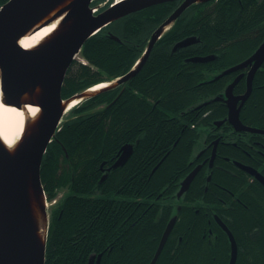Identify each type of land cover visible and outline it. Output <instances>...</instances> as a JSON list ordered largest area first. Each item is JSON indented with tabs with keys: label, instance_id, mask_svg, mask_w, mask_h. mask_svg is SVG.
Wrapping results in <instances>:
<instances>
[{
	"label": "trees",
	"instance_id": "16d2710c",
	"mask_svg": "<svg viewBox=\"0 0 264 264\" xmlns=\"http://www.w3.org/2000/svg\"><path fill=\"white\" fill-rule=\"evenodd\" d=\"M218 4L214 9L197 8L204 3L189 7V16L175 21L133 78L80 102L61 122L40 167L48 201L66 189L50 210L45 264H88L109 245L99 264H144L173 214L176 222L156 264H226L229 241L215 214L236 239L235 264H264V187L259 182L246 183L245 172L231 169L218 156L214 167L202 166L189 189L176 198L180 181L201 160L195 151L203 139L209 140L204 128L226 112L213 101L197 107L224 85L222 79H208L237 61L222 57L193 63L185 58L215 53L216 44L234 40L253 49L264 38V0ZM171 6L157 4L155 21ZM111 26L121 42L105 28L90 36L79 54L85 63L76 59L67 69L62 98L114 79L135 63V44L147 36L133 34L125 41L119 28ZM200 26L204 49L179 48L169 55L175 40L198 32ZM125 144L133 145L127 161L104 169Z\"/></svg>",
	"mask_w": 264,
	"mask_h": 264
},
{
	"label": "water",
	"instance_id": "95a60500",
	"mask_svg": "<svg viewBox=\"0 0 264 264\" xmlns=\"http://www.w3.org/2000/svg\"><path fill=\"white\" fill-rule=\"evenodd\" d=\"M174 0H121L104 11L93 15L91 0H7L0 6V91L6 104L20 107L23 104L38 106L39 116L21 135L12 150L0 140V264H45L47 220L45 194L40 177V166L48 144L55 138L65 107L73 98L79 101L114 88L133 78L141 69L146 57L163 30L188 6L210 0H182L180 5L160 24L152 34L140 61L121 77L96 92L87 90L62 99L61 88L65 73L83 43L97 30L122 16L143 8ZM62 18L57 29L33 48H24L19 39L39 23H49ZM110 37L119 41L118 37ZM188 37L175 43L173 51L194 41ZM214 55L193 56L186 61L207 62ZM264 59V40L248 58L225 69L217 77L253 63L247 76L251 86L254 71ZM216 77V78H217ZM215 79V77L213 78ZM236 79L225 90L228 120L237 130H253L239 120V109L248 93L234 97L232 88ZM218 99V98H214ZM241 100L239 106H236ZM132 144L121 147L118 158L108 168L123 165L132 153ZM215 154L213 149L210 164ZM201 165L195 166L180 182L176 196L188 188ZM264 186V177L249 167L242 166ZM105 177V175H103ZM37 210V212H36ZM179 207L177 208V211ZM39 215V217H38ZM177 214L167 222L156 251L149 264H155L169 236ZM230 241V261L234 264L237 246L230 230L217 218ZM39 224L45 229V237L39 234ZM102 253L96 258L99 264ZM94 256L89 258L92 264Z\"/></svg>",
	"mask_w": 264,
	"mask_h": 264
},
{
	"label": "flooded vegetation",
	"instance_id": "af4514ba",
	"mask_svg": "<svg viewBox=\"0 0 264 264\" xmlns=\"http://www.w3.org/2000/svg\"><path fill=\"white\" fill-rule=\"evenodd\" d=\"M222 1L225 2L226 0H222ZM181 2H182V0H175V1L169 2V3H172L171 10H169L168 13L166 14V16H164L158 22L155 21L156 20V11L155 10L157 7H156V5H152V6L143 8L141 10L135 11L133 13H130L128 15L122 16V17L112 21L111 23L107 24L104 28L106 29V33L109 34L112 32V30H111L112 26L111 25L115 24V26L119 28V30L123 36V39L125 41L127 40L128 36H131L133 34H142L143 33L144 34L143 37L147 36V37H145V39L142 38L143 40L140 39V40H142L141 43L138 42L135 44L136 48L139 50V55H138L136 60L140 61V59L142 58V56L145 53L146 47L148 45V42H149L152 34L160 26V24L180 5ZM218 2H219V0L208 1V2H206V4L204 3V5L198 6L197 8H201V10L202 9L204 10L205 8H207V9L213 8L214 9V7H220L219 6L220 4L217 5ZM189 7L193 8V4L186 7L181 12V14L168 27H166L163 30V32L160 34L159 38L156 40L153 47L151 48V50H150L148 56L146 57L143 65L145 64L146 60L150 56L151 51L153 50L157 41L159 39H161L163 37V35L168 30H170L171 27H173L175 21L179 17H182L183 15L186 17L189 16L190 11L185 13V11ZM203 14L204 13L201 14L202 15L201 17H203ZM160 17H161V15H160ZM143 22H145L150 27L146 28L145 25H143ZM185 24L188 25V24H193V23L186 22ZM198 29H199L198 32H191L187 36H184L178 40H175L169 49V55L172 54L173 52H176L179 50L178 49V50L173 51V49H172L176 42H178L182 39L188 38V37H194L195 40L192 41L190 44H188L184 47H181L180 49H185L186 51L188 50V48L202 47L204 49L205 43H204L203 38L201 37L204 30H202V26H200ZM192 30L195 31V29H192ZM254 32L257 33L258 30L256 29V30H254ZM197 33H199V34H197ZM263 40H264V38L253 49H252V46H250V44H247V46H245V48H242L243 43H241V41L238 43L234 42L236 40H234L233 42L225 43V44L224 43L223 44L218 43V44H216V50L219 49V51H217L215 53L192 54V55L187 56L185 58V60H187L188 58L193 57V56H205V55H214V58L212 60H216V59L222 58V57H224V58H237V61L235 63L218 70L217 72H215L214 76H212L210 79H208L209 80L208 82L217 81L219 79H222V81L224 82V85H222V88H220V91H218V93L214 94V96L211 97L212 99L206 100V101L201 100L200 103L203 101L204 102L197 105V107H199L202 105H207L208 103H210V101L218 102L219 104H223L225 106L226 112H225L224 116H222L218 119H213L212 122L210 123V126H207L206 128H204L206 130H204L203 132L209 133V140L203 139L201 141V146L199 148H197V150L195 151L196 157L200 158L201 160L199 162H197L192 167V169L197 165H201L200 166V169H201L202 166H204L205 164L209 169H212L214 167V164H215V159L219 156V157L224 159V162L229 164V165L228 164H226V165H228V167H230L231 169L234 168L235 170H241V171L245 172L247 174L246 183H248V184L253 183L254 180L257 182H259V181L256 179V177L254 175H252L251 173L246 171L242 166L249 167L250 169H252L256 173H259L260 175H262L264 177V59L253 73L250 88L247 87V76H248V73L250 72V69H251L253 63H249L245 67H242L240 69H237L235 71H231L230 73H227V74H224L222 76L217 77V75H219L225 69L230 68V67L242 62L243 60L248 58L250 55H252V53L258 48V46L262 43ZM118 42H121L120 38H119ZM236 44L240 45V46H237ZM192 51L193 50L189 49V52H192ZM200 63H205V62H200ZM214 77H215V79H213ZM236 78H238V80L232 88V95L234 97H238L240 95L245 94L246 91L248 93L246 99L242 102V105L239 109V120L241 121V123L244 126L249 127L253 130H237L234 127V125L231 124L230 121L228 120V108H227V104L225 101L226 100L225 90L228 87V85L231 84ZM215 97L218 99H214ZM240 102H241V100H238L236 103V106H239ZM214 148H215V154H214V157L212 159V163L210 164V159H211L212 152H213ZM220 149H226L227 151L222 152V151H220ZM218 167L226 169L224 166L218 165ZM104 169L108 170V167H106ZM199 170H198V172H199ZM197 173H196V175H197ZM210 177H211L210 175L207 176V181L210 180ZM189 187H190V185H189ZM176 194H177V192H176ZM180 197L176 196V198H180ZM151 205L152 204L148 205L147 207L149 208ZM178 207L180 210V206H178ZM213 218L215 219L216 222H217V218L221 222H223L222 219L219 216H217L216 214L213 216ZM167 222H168V220H167ZM217 224L219 225L218 222H217ZM224 225H226V224L224 223ZM158 243L154 247L153 255L156 251ZM111 248H112V245H109V246L105 247L103 251H105V249L110 250ZM103 251L101 252L102 254L104 253ZM153 255L147 262L145 261L144 264H149L153 258Z\"/></svg>",
	"mask_w": 264,
	"mask_h": 264
},
{
	"label": "bare ground",
	"instance_id": "6f19581e",
	"mask_svg": "<svg viewBox=\"0 0 264 264\" xmlns=\"http://www.w3.org/2000/svg\"><path fill=\"white\" fill-rule=\"evenodd\" d=\"M61 18H62V15L57 17L56 19L52 20L49 23H39L38 25L34 26L24 36H22L19 39L20 45H22L24 48H28V49L39 45L41 42H43L46 38H48L51 34H53L55 32ZM127 72H125V73H127ZM237 80H238V78H236V82H237ZM126 82H124V83H126ZM112 83L113 82L97 83V84L89 87L87 89V93L96 92V91H98L104 87L109 86ZM78 102H79L78 98H73L66 105L65 110L66 111L69 110L72 106H74ZM39 114H40V109L38 106H34L31 104H23L20 107H16L13 105L6 104L2 99V93L0 91V140L2 141V143L8 149L12 150L14 148V146L19 142L20 137L25 132L26 128L30 124L33 123V121L39 116ZM103 164H104V162L102 163V165ZM100 179H104L103 175L101 176ZM179 186H180V184H179ZM36 212H37V210H36ZM38 217H39V215H38ZM38 226H39V234L42 238H44L45 237V229L42 226V224H39ZM163 231H164V229H163ZM163 231L160 234L158 242L160 241V238L163 234ZM231 234H232V236L235 240L236 246H237V255H236V260H237L238 245H237L236 239H235L232 232H231ZM228 241H229V238H228ZM229 247H230V241H229ZM236 260H235V263H236ZM229 261H230V252H229V257H228L226 264H229Z\"/></svg>",
	"mask_w": 264,
	"mask_h": 264
},
{
	"label": "rangeland",
	"instance_id": "374dc122",
	"mask_svg": "<svg viewBox=\"0 0 264 264\" xmlns=\"http://www.w3.org/2000/svg\"><path fill=\"white\" fill-rule=\"evenodd\" d=\"M111 1H114V0H98L99 4L100 5H103V6H106L107 3L111 2ZM68 115V112L65 113L62 117V119H65L66 116ZM66 192V189L63 188L61 189L57 194H56V198L51 200L50 202L49 201H46L45 200V216H46V220L48 221V218L50 216V210L51 208L53 207V205L56 203L57 200H59L61 198V196Z\"/></svg>",
	"mask_w": 264,
	"mask_h": 264
},
{
	"label": "built area",
	"instance_id": "2783aa9c",
	"mask_svg": "<svg viewBox=\"0 0 264 264\" xmlns=\"http://www.w3.org/2000/svg\"><path fill=\"white\" fill-rule=\"evenodd\" d=\"M92 10H93V11H96V10H97V7H93Z\"/></svg>",
	"mask_w": 264,
	"mask_h": 264
}]
</instances>
